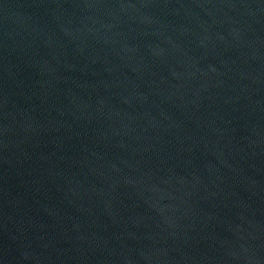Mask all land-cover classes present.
I'll return each mask as SVG.
<instances>
[{
  "label": "water",
  "instance_id": "obj_1",
  "mask_svg": "<svg viewBox=\"0 0 264 264\" xmlns=\"http://www.w3.org/2000/svg\"><path fill=\"white\" fill-rule=\"evenodd\" d=\"M0 264H264V0H0Z\"/></svg>",
  "mask_w": 264,
  "mask_h": 264
}]
</instances>
